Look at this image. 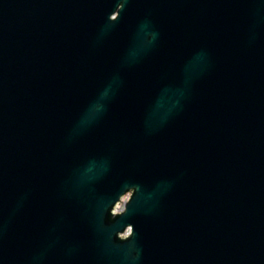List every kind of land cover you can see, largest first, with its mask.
I'll use <instances>...</instances> for the list:
<instances>
[{"label":"water","instance_id":"95a60500","mask_svg":"<svg viewBox=\"0 0 264 264\" xmlns=\"http://www.w3.org/2000/svg\"><path fill=\"white\" fill-rule=\"evenodd\" d=\"M0 264H264V0H0Z\"/></svg>","mask_w":264,"mask_h":264},{"label":"rangeland","instance_id":"374dc122","mask_svg":"<svg viewBox=\"0 0 264 264\" xmlns=\"http://www.w3.org/2000/svg\"><path fill=\"white\" fill-rule=\"evenodd\" d=\"M127 199L125 198V201H126Z\"/></svg>","mask_w":264,"mask_h":264}]
</instances>
